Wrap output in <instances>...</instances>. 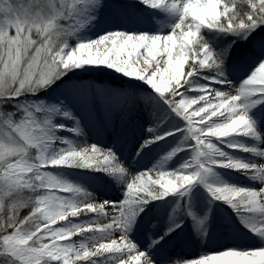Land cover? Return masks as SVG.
I'll return each mask as SVG.
<instances>
[{
  "label": "snow or ice",
  "instance_id": "snow-or-ice-1",
  "mask_svg": "<svg viewBox=\"0 0 264 264\" xmlns=\"http://www.w3.org/2000/svg\"><path fill=\"white\" fill-rule=\"evenodd\" d=\"M108 7L0 0V264H264V0ZM138 10L164 21L124 28ZM93 73L120 84L86 82ZM101 101L120 128L78 150ZM141 110L142 135H127ZM89 188L118 195L97 203ZM189 244L206 250L175 251Z\"/></svg>",
  "mask_w": 264,
  "mask_h": 264
},
{
  "label": "rangeland",
  "instance_id": "rangeland-1",
  "mask_svg": "<svg viewBox=\"0 0 264 264\" xmlns=\"http://www.w3.org/2000/svg\"><path fill=\"white\" fill-rule=\"evenodd\" d=\"M119 1H124V0H119ZM102 2H105L106 3V0H102ZM148 12L151 13L150 11H148ZM148 12L142 10V14H144V15L146 13H148ZM136 15H138V14H136ZM148 21L150 22V24H149ZM148 21L146 19V21L142 22L145 25L147 24L145 31H155V30H157L160 27L161 22H157V24H154L155 22L152 20V16H151V20H149V18H148ZM142 26H144V25H142ZM166 33H167V29L163 30L162 34H166ZM143 59H144V57L141 56L140 57V60H143ZM160 67L163 68L164 67V64L161 63ZM110 81H111V77L107 73H93V74H91V80L86 79V82H94L98 87L99 86H104V85H110L112 87H117L120 84V81L118 79L115 81V83H110ZM106 112L107 113H106V116L104 117V120L106 118L107 119L108 118L110 119V118L113 117V113L111 114V116L109 115L108 108H106ZM139 116H140V118L134 117L131 120H129V122L125 126V132H126L127 135H135V136H141L142 135L143 129L140 127V125H141V123H144L145 121H147L148 117H145V116H142V115H139ZM87 119L89 121V119H93V116H91L90 118H87ZM109 125H106V124L101 123V124H99L97 126L99 128L98 135H95L94 133H89V132H87V135H89V136L95 135L97 137V140L96 141H99L98 143L102 147H105V146H107L111 142V138L115 134L114 133L113 135H108V131H109L108 128H111ZM144 126L147 127V124H145ZM105 135H106V137H104ZM106 139H107V141L105 142ZM171 143H172V139L170 138L168 142H166V143L165 142H162L161 145H158L153 150V153L149 154L150 159L147 160L146 162H142L141 165L138 166V169L137 170H140L143 167H149L151 165V163L155 162V160L158 158L157 157V153L162 154V151L161 150L162 149H166L168 147V145H170ZM91 145L92 144H89V143L88 144L87 143L86 144L85 143H81L79 145V147L80 148H84V147L91 146ZM124 156L125 157L127 156V152H124ZM99 158L101 159L102 156L99 157ZM179 162H180V158H177L175 161L169 162V164L166 165V168L175 167L176 164H178ZM76 174L77 175L80 174L78 170H76ZM150 175H152L153 178H156V176H157V170L154 169L150 173ZM101 192H103V191H98L97 192L98 194H97V199L96 200H98L99 202H102L105 199H110L113 196L118 195V192H113V191H110L109 190V191H104V192L108 193L110 196L104 197L102 194H100ZM89 202H91V201H89ZM106 211L109 214H111L112 211H113V209L107 208ZM27 212H28V209L22 210L19 213L20 217L22 218L24 215H27ZM4 213L6 214V209L4 210ZM92 219L98 220V223H102V224L108 222L103 217H99L97 219L96 216H95V214L93 215ZM187 233H188V227L185 226L184 234H187ZM111 237L112 238H115V239H118L119 238V233H116L114 236H111ZM137 240L138 241H143V237L138 234L137 235ZM247 244L249 246H252V247L259 246L258 241L257 240H253V239H249L247 241ZM217 246H218V244L216 242L210 241L207 247L208 248H216ZM205 250L206 249L202 245L189 244V245L184 246L182 248H177L175 251L177 253H179V254L184 255L187 258H192V257L198 256L202 251H205ZM124 259H126V256L124 257Z\"/></svg>",
  "mask_w": 264,
  "mask_h": 264
},
{
  "label": "bare ground",
  "instance_id": "bare-ground-1",
  "mask_svg": "<svg viewBox=\"0 0 264 264\" xmlns=\"http://www.w3.org/2000/svg\"><path fill=\"white\" fill-rule=\"evenodd\" d=\"M127 2H128V0L119 1V3L117 5H115V7H119V4H126ZM106 3H109V7L105 10V16L108 17V18H111L113 16V14H114L115 7L111 4L110 0H106ZM146 12H148V11H146ZM136 14H139V15L142 16L139 19L141 22L140 23H127V24L123 25L124 28H129V29H133V30H137V31L146 30L147 24L145 25L142 22L146 21V19L148 21V18L150 20L151 16H152V20L155 22L154 24H157V22H163L164 21L163 15L161 13H159L158 11L156 12L155 15H153L152 12L151 13L148 12V13H146L144 15V14H142V10H138V11H136ZM149 24H150V22H149ZM142 25H144V26H142ZM142 64H143V60H140V63H139L138 66L140 68L146 67L144 64L143 65ZM106 108H107L106 105L102 101L99 102V103H97V105L95 107V110H94V112L91 115V116H93V119H89V121H88V129H87V132L94 133L95 135H98L99 128L97 126L99 124H101V123L106 124V125H109L111 122H114L115 123L116 128H115V130L113 128H108L109 129L108 135H113L115 133V131H118L119 130V128H120V121H121V118H122V114L119 113V112H113V117L112 118H110V119L109 118L108 119L106 118L104 120V117L106 116V113H107L106 112ZM139 115L148 117V113L146 111H144V110H141L140 112H137L132 118H134V117L140 118ZM95 135H93V136L87 135V142L86 143L87 144L88 143L89 144H92L94 142H99V141H96L97 140V137ZM104 137H106V135ZM106 141H107V139L105 140V142ZM81 143H85V142L83 140H80V139H77L76 140L75 146L77 147L78 150L79 149H88V150H90L91 146H87V147H84V148H80L79 145ZM237 154L238 155H244L242 153H237ZM232 177L240 185H244V186H254V185L250 184V182L246 178H244L243 176H240L238 173H233L232 174ZM89 190L92 191V192H94V194L96 195V198H97V194H98L97 192L98 191L95 188H89ZM100 194H102L104 197L110 196L108 193H106L104 191L101 192ZM96 202L99 203L98 200H96ZM93 215L94 214H89V218H92ZM96 222H98V220H96ZM75 239H78V238H75ZM108 239H113V238L112 237H108ZM212 242H215V241L213 240ZM126 260H127V256H126Z\"/></svg>",
  "mask_w": 264,
  "mask_h": 264
}]
</instances>
